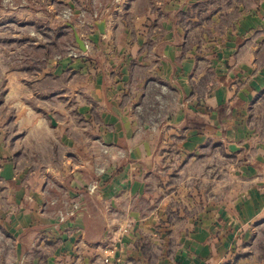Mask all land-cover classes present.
I'll use <instances>...</instances> for the list:
<instances>
[{"label":"crops","instance_id":"0c3cea01","mask_svg":"<svg viewBox=\"0 0 264 264\" xmlns=\"http://www.w3.org/2000/svg\"><path fill=\"white\" fill-rule=\"evenodd\" d=\"M23 1L76 21L47 26L72 32L64 54L36 44L39 68L5 75L0 264H264L239 248L264 225V0Z\"/></svg>","mask_w":264,"mask_h":264},{"label":"rangeland","instance_id":"374dc122","mask_svg":"<svg viewBox=\"0 0 264 264\" xmlns=\"http://www.w3.org/2000/svg\"><path fill=\"white\" fill-rule=\"evenodd\" d=\"M23 5H25L23 0H0V92L4 88L7 73L25 71V56L32 58L28 64H32L33 69L39 68L41 64L39 61L43 60L41 57L47 53V48L36 49L34 47L36 44L49 42L48 51L52 55H62L66 48L73 45L70 30L65 32L61 29L63 32H57L49 29L64 22L76 21L72 8L65 6L60 13L58 12L59 14L57 13L58 17H34L16 11ZM14 7H17L16 12L12 9ZM66 12H69L68 16ZM255 123L264 129V106L257 109ZM239 248L264 251V225L258 227L253 239L244 244L240 243ZM258 258L261 260L260 256Z\"/></svg>","mask_w":264,"mask_h":264},{"label":"built area","instance_id":"2783aa9c","mask_svg":"<svg viewBox=\"0 0 264 264\" xmlns=\"http://www.w3.org/2000/svg\"><path fill=\"white\" fill-rule=\"evenodd\" d=\"M115 1H121V0H115ZM67 16L69 15V12H66ZM66 15V14H65ZM100 18V14L98 11V5L93 8L90 12H87L86 10L82 9L79 11L78 16V22L81 25V27L86 31L85 33L90 31V28L93 26L94 21L98 20ZM69 54L72 56H76V53L73 49L69 50ZM98 189V182L96 180L89 183L84 191L78 192L73 197H68L65 199H61L60 203L61 206L56 209V223L53 225V227H57L59 224L63 223L70 217H74L82 208V198L86 194H92L96 192ZM112 250H110V253L106 254V257L104 258V262H108L109 258L111 256ZM117 261L118 259L115 258Z\"/></svg>","mask_w":264,"mask_h":264},{"label":"water","instance_id":"95a60500","mask_svg":"<svg viewBox=\"0 0 264 264\" xmlns=\"http://www.w3.org/2000/svg\"><path fill=\"white\" fill-rule=\"evenodd\" d=\"M96 26L99 30V32L101 34L104 33V26H105V21L104 20H99L96 22ZM74 39H75V43L77 44V47L80 51L84 52L86 51V44L84 42V40L80 37V35L78 34V32L74 31ZM50 120H51V123L53 125H56V122L54 120V118L52 116H49ZM229 149L231 151H234V150H238V147L235 145V144H231L229 146Z\"/></svg>","mask_w":264,"mask_h":264}]
</instances>
